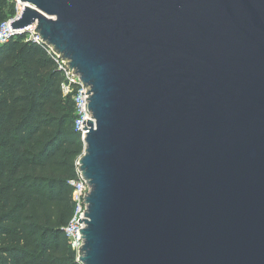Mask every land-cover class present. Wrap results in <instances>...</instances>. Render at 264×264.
Returning <instances> with one entry per match:
<instances>
[{
	"label": "water",
	"instance_id": "obj_1",
	"mask_svg": "<svg viewBox=\"0 0 264 264\" xmlns=\"http://www.w3.org/2000/svg\"><path fill=\"white\" fill-rule=\"evenodd\" d=\"M20 2L90 89L78 261L264 264V0Z\"/></svg>",
	"mask_w": 264,
	"mask_h": 264
},
{
	"label": "trees",
	"instance_id": "obj_2",
	"mask_svg": "<svg viewBox=\"0 0 264 264\" xmlns=\"http://www.w3.org/2000/svg\"><path fill=\"white\" fill-rule=\"evenodd\" d=\"M16 15L0 0V26ZM48 50L24 35L0 47V264H81L64 228L85 144Z\"/></svg>",
	"mask_w": 264,
	"mask_h": 264
},
{
	"label": "built area",
	"instance_id": "obj_3",
	"mask_svg": "<svg viewBox=\"0 0 264 264\" xmlns=\"http://www.w3.org/2000/svg\"><path fill=\"white\" fill-rule=\"evenodd\" d=\"M17 4V15L14 18L9 19L0 26V47L7 45L12 41V39L25 34L30 33V39L26 41H33L38 44L44 43L39 36L34 34L35 28L31 27L25 30H14L11 27V23L20 19L23 10L24 4L20 0H14ZM46 44V43H45ZM48 54L53 57L58 64V68L63 72L64 82L62 84V92L65 97L71 96L76 108V120H75V129L82 136L84 141L87 136L86 130L83 128H88V122L93 121L92 113L87 114V106L89 102L87 98L91 94H87L90 89L83 84L81 77L76 73L75 70L68 67L69 62L59 55L53 47L49 46ZM85 94V95H84ZM86 120V121H85ZM85 121V124H83ZM95 121V120H94ZM89 129V128H88ZM79 166V164H78ZM71 187L73 188V205H74V214L70 223L64 228V233L69 241L70 248L73 252L80 254V249H82L84 240L81 239L80 230L85 228V223L83 219H86L85 213L87 210V203L85 196H88L90 192V186L86 184L80 169H79V178L70 182ZM81 219L82 223L79 222Z\"/></svg>",
	"mask_w": 264,
	"mask_h": 264
},
{
	"label": "rangeland",
	"instance_id": "obj_4",
	"mask_svg": "<svg viewBox=\"0 0 264 264\" xmlns=\"http://www.w3.org/2000/svg\"><path fill=\"white\" fill-rule=\"evenodd\" d=\"M30 36H31V34L28 33V34L24 35V38L27 40V39H30ZM76 255H77V260H78L79 259V254L76 253Z\"/></svg>",
	"mask_w": 264,
	"mask_h": 264
}]
</instances>
